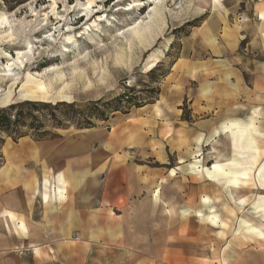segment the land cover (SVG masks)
Here are the masks:
<instances>
[{
	"label": "crops",
	"instance_id": "obj_1",
	"mask_svg": "<svg viewBox=\"0 0 264 264\" xmlns=\"http://www.w3.org/2000/svg\"><path fill=\"white\" fill-rule=\"evenodd\" d=\"M192 1L172 24L202 19L176 62L190 72L175 74L169 97L160 90L110 124L24 136L2 149L0 264H264V225L245 218L230 237L217 236L208 221L227 223L211 199L204 202L215 191L209 178L225 184L233 200L243 199L238 190L250 178L230 171L242 162L253 166L262 153L236 129V90L264 89V0ZM242 72L253 76L252 87L243 85ZM191 80L198 81L194 105L218 107L211 128L213 120L189 127L183 116ZM210 89L216 92L209 97ZM231 124L233 131H225ZM212 137L230 146L213 151L218 159L202 169L207 177H195L188 160Z\"/></svg>",
	"mask_w": 264,
	"mask_h": 264
},
{
	"label": "rangeland",
	"instance_id": "obj_2",
	"mask_svg": "<svg viewBox=\"0 0 264 264\" xmlns=\"http://www.w3.org/2000/svg\"><path fill=\"white\" fill-rule=\"evenodd\" d=\"M135 1L0 0V113L10 119L0 123V153L21 136L39 138L103 121L110 124L117 114L153 102L160 90V97H169L170 88L178 83L175 74L190 72L179 70L176 62L186 45L185 36L202 19L172 25L187 5H193L191 0H143L139 5ZM136 28L140 36L133 35ZM150 62L153 68H147ZM242 76L243 85L252 87L253 76L245 72ZM188 84L192 94L182 107L187 125L213 120L218 107L194 105L198 81ZM260 90H236L242 122L248 123L257 110L256 122L262 126L261 134L254 133L262 149L259 162L253 166L242 162L241 170L230 171L231 177L250 178L238 190L245 201L233 200L225 184L208 177L215 189L208 197L227 223L223 228L204 219L217 236L230 237L231 229L245 218L264 225V198L260 199L264 196V89ZM215 92L210 89L207 95ZM215 123L216 119L209 127ZM229 146L220 137L204 139L188 164L197 156L201 169L212 167L218 159L213 151ZM243 150L249 156L253 148L246 145ZM232 154H225L222 161L227 163Z\"/></svg>",
	"mask_w": 264,
	"mask_h": 264
},
{
	"label": "bare ground",
	"instance_id": "obj_3",
	"mask_svg": "<svg viewBox=\"0 0 264 264\" xmlns=\"http://www.w3.org/2000/svg\"><path fill=\"white\" fill-rule=\"evenodd\" d=\"M143 0H136L135 1V3H137V5H139V4H141V2H142ZM150 1V3L152 2H155V0H149ZM89 4H90V2H89ZM155 4V3H154ZM130 9V8H129ZM127 10V9H126ZM99 17V16H98ZM96 20H98V19H96ZM134 36H140V29L139 28H136L135 29V31H134V34H133ZM137 38V37H136ZM157 58V57H156ZM157 61V60H156ZM158 62V61H157ZM154 62H150L149 64H148V66H147V68H153L154 67ZM63 76V75H62ZM257 113H258V111L257 110H254V116H252V118L249 120V122L247 123V122H240V125H237L236 127V129H238V130H242L243 131V133L244 132H247V133H249V135H250V137H251V146H255V147H257L258 148V146H259V142H258V139L255 137V134L257 133H259V134H261V131H260V129H259V123L257 124L256 123V120H257V117H258V115H257ZM257 115V116H256ZM228 119V118H227ZM238 122V121H237ZM231 123H234V122H231ZM230 124V123H229ZM222 126H224V125H222ZM234 126V124H231V125H226L223 129L226 131V129H228V130H230V131H233V129H232V127ZM235 127V126H234ZM228 132V131H227ZM256 132V133H255ZM255 133V134H254ZM213 138V137H212ZM264 139V138H263ZM200 148V147H199ZM197 155H198V153H197ZM196 157V159L193 161V162H191V164H190V167H191V169H192V171H193V173H195V174H197V175H202V169H201V161H200V159H198L197 158V156H195ZM247 159V158H246ZM209 162V161H208ZM218 165V164H217ZM216 167V166H215ZM214 167V168H215ZM219 169H221L220 167H218ZM236 180V179H235ZM230 181V180H229ZM235 185H236V183H235ZM240 187V186H239ZM238 201H240V202H244L245 200L244 199H239L238 198ZM204 202L205 203H210V198H208V197H206V198H204ZM201 213V212H200ZM249 225V224H248Z\"/></svg>",
	"mask_w": 264,
	"mask_h": 264
},
{
	"label": "trees",
	"instance_id": "obj_4",
	"mask_svg": "<svg viewBox=\"0 0 264 264\" xmlns=\"http://www.w3.org/2000/svg\"><path fill=\"white\" fill-rule=\"evenodd\" d=\"M129 98V97H128ZM136 106H139V105H136ZM0 114H3L4 116V119H2L1 117H0V123H3V122H8L10 119H9V117H8V115H6L5 113H0ZM19 114H21V113H19ZM16 117V116H15ZM19 120V119H18ZM92 126H94L93 124H90V125H87V126H85L84 128H89V127H92ZM21 137H24V136H21ZM20 137V138H21ZM19 139V138H18ZM17 139V140H18ZM17 140H15V141H17ZM2 154L0 153V167H1V165H2V162H3V159H2Z\"/></svg>",
	"mask_w": 264,
	"mask_h": 264
},
{
	"label": "built area",
	"instance_id": "obj_5",
	"mask_svg": "<svg viewBox=\"0 0 264 264\" xmlns=\"http://www.w3.org/2000/svg\"><path fill=\"white\" fill-rule=\"evenodd\" d=\"M28 251H30L31 253H36L34 248H30V249H28Z\"/></svg>",
	"mask_w": 264,
	"mask_h": 264
}]
</instances>
